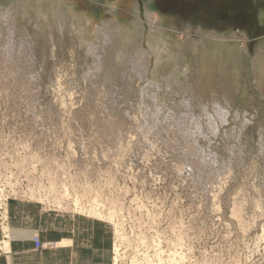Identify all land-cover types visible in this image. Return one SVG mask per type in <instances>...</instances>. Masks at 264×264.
Instances as JSON below:
<instances>
[{
    "label": "rangeland",
    "instance_id": "rangeland-1",
    "mask_svg": "<svg viewBox=\"0 0 264 264\" xmlns=\"http://www.w3.org/2000/svg\"><path fill=\"white\" fill-rule=\"evenodd\" d=\"M156 1L0 0V264H264V30Z\"/></svg>",
    "mask_w": 264,
    "mask_h": 264
},
{
    "label": "crops",
    "instance_id": "crops-1",
    "mask_svg": "<svg viewBox=\"0 0 264 264\" xmlns=\"http://www.w3.org/2000/svg\"><path fill=\"white\" fill-rule=\"evenodd\" d=\"M230 2L232 4V6H230V8H227L228 10L226 13L227 16L229 17V19L231 17L233 18V19H230V21L232 20L230 23L234 24L236 21L234 18L236 16H239L237 18L238 19L242 18L241 20L243 21V25L244 24L247 25L246 27L245 26H243V27L236 26V27H233V29H237L238 30L237 32L241 33V35L245 36V35L249 34L250 36H252L253 39H255L257 37L259 38L262 30H264V16H261V12L263 11V13H264V0H230ZM148 3L155 4V3H157V1L156 0H148ZM228 3H229V0H228ZM201 5L202 4L199 2V6H201ZM240 5H244L243 8L240 7ZM0 7L8 8V7H6V4H1V3H0ZM242 10H243V12L239 13L237 15V12H241ZM238 22L241 23L240 20ZM261 39L262 38L260 37L259 41ZM226 40L227 41L225 42V44L228 46V49H230V51H227V54H229V53H232V50L230 48V45L232 47V44L228 38ZM259 45H260L261 50L264 51V43H260ZM67 247L68 246H64L63 248L66 249Z\"/></svg>",
    "mask_w": 264,
    "mask_h": 264
},
{
    "label": "bare ground",
    "instance_id": "bare-ground-1",
    "mask_svg": "<svg viewBox=\"0 0 264 264\" xmlns=\"http://www.w3.org/2000/svg\"><path fill=\"white\" fill-rule=\"evenodd\" d=\"M261 16H264V13H263V11L261 12ZM161 38V37H160ZM138 60H139V58H138ZM142 60V59H141ZM145 62V61H144ZM110 75V74H109ZM109 78V77H108ZM96 212V211H95ZM99 213V212H98ZM97 214V213H96ZM59 244V243H58ZM59 245H61V244H59ZM116 259V258H115ZM135 262V261H134ZM172 262H174L175 263V260L174 259H172ZM171 262V263H172ZM177 262V261H176ZM162 263V262H161ZM136 264V263H135ZM138 264V263H137ZM178 264V263H177Z\"/></svg>",
    "mask_w": 264,
    "mask_h": 264
},
{
    "label": "built area",
    "instance_id": "built-area-1",
    "mask_svg": "<svg viewBox=\"0 0 264 264\" xmlns=\"http://www.w3.org/2000/svg\"><path fill=\"white\" fill-rule=\"evenodd\" d=\"M37 245H38V247L41 245L44 246V243H40L39 241H37Z\"/></svg>",
    "mask_w": 264,
    "mask_h": 264
}]
</instances>
